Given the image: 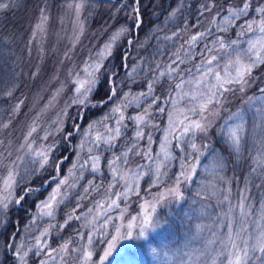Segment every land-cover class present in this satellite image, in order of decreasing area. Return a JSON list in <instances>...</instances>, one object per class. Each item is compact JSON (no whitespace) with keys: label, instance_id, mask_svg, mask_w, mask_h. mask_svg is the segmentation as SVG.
<instances>
[{"label":"rangeland","instance_id":"1","mask_svg":"<svg viewBox=\"0 0 264 264\" xmlns=\"http://www.w3.org/2000/svg\"><path fill=\"white\" fill-rule=\"evenodd\" d=\"M0 2L11 4L9 8L0 10V37L6 36L7 39L18 42L20 46L16 56L20 61L19 80L22 84L17 105L9 112L5 123L8 127L0 129V264H20L14 255L15 248L9 246L12 244L17 247L23 245L24 251L32 248L27 258L28 264H39L40 259H46L43 254L39 257L35 255L34 245L35 238L45 228H49V225L56 227L51 228L47 237L42 238L47 240V247L57 248L65 241L74 242L70 243L68 252L61 254L62 259L58 256L55 261H49V264H83L78 258L83 256V252H72L71 248L80 249L84 246L88 247L93 256V260L88 264H100L99 256H102L107 248L105 241L117 235L113 225H123L120 228V238L102 264H201L204 257L200 256V252L215 247L209 245L208 241L227 235V229L221 225L226 222L222 217L228 211L229 204H220L222 197L213 195L214 188L220 187L231 190L230 201L233 205L238 203L241 191L248 196L245 210L251 211L253 215L244 221L245 226L254 230L253 221L256 220L264 225V218H261L264 216V188H259V198H253L246 184V177L252 168H257L260 174L257 162L264 165V112L259 110L264 109V93L259 91L264 88V65H261L253 70L249 78L250 84L244 92L225 94L227 99L222 106L217 107L219 114L211 117L213 122L207 135L195 134L194 141L200 146L199 160L193 161L196 163V172L192 180L181 186L182 200L176 201L167 197L165 201L155 202L158 193L166 194L167 187L172 183L169 177H174L180 170L179 163L172 161L168 177L164 178L162 185L150 188V178L144 177L139 182L138 196L130 194L127 201H117L120 207L107 213L113 217V221L109 222L103 232L93 233L90 245L87 241L90 228L83 227L82 221L73 219L63 229L59 228L67 216L72 214V209L76 208L77 203L80 204L77 214H87V208L93 207L94 201L104 198L97 191H92L87 198H81L84 195L83 187L100 184L103 185L100 192L107 188L110 180L107 159L114 153L119 155L129 145L135 125L126 119L128 127H122V137L115 147L109 149L102 145L101 149H94V152L102 153L101 172L91 173L85 169L83 177H80L72 165L82 159L90 147L85 134L90 133L93 137L97 134L106 135L105 125L114 127L117 117L114 116L113 120H105L104 117L111 115V109L120 103L124 94L129 93L128 98L131 99L133 95L147 91V83L150 80L157 79L155 95L162 98L158 103L166 111L156 112V105L150 109L152 116L145 132H151L152 141H139L136 150L145 152L150 144L153 156L159 152L164 129L168 125L167 113L172 111L165 98L175 95L170 89L174 88L178 80L159 77V70L153 72L152 69L159 64L160 70H164V66L174 58L173 53L178 50L183 57L181 45L186 48L185 41L191 35L209 28L212 29L211 35L199 41L192 50L193 54L202 51L204 45L214 40L217 35L239 39L240 50L247 49L248 41H255L261 35L258 31L237 37L236 33L242 31L241 27L234 26L227 33H220L213 24V17L220 22L227 9L239 7L241 0H213L211 11L204 10V6L209 5V0H139V3L134 0ZM250 3L252 8L249 9L248 17H242L237 23L244 19L258 18L259 14L254 9L258 4L264 3V0H250ZM77 4L81 5L79 12L75 7ZM134 6L138 7L141 13L142 22L138 27L132 12ZM121 28L131 31L117 36ZM129 38L132 40L131 44L127 43ZM109 44L112 45L111 56H108L106 48ZM118 50L122 53L123 61L120 70L116 63ZM212 54L217 55V61L212 65L214 71L220 72L222 76L226 71H232L230 67H225L236 55L231 48L227 51L217 50ZM200 60L201 57L195 55L194 60L186 61L181 67L186 69ZM95 63H99L101 69L92 92L87 94L84 104L73 103L78 95L75 91V81L87 79L85 69ZM102 78L106 79L111 87H115L117 95L111 100L107 99L109 103L101 104L95 103L92 97ZM209 80L214 82L211 77ZM184 90H188V86ZM249 97L253 99L249 101ZM175 98L178 107L185 106V101L178 95H175ZM95 105L99 108L98 111L94 110ZM144 106L145 104H141L137 107L132 103L124 109L125 116H135ZM153 123L159 127L153 128ZM89 125H92L91 129ZM237 126L244 129L239 153L234 151L228 138L229 131ZM32 128L36 131L28 136ZM70 129L74 131L69 132ZM246 135L249 138L247 166L245 175L241 176L238 171L232 169V165L237 164L243 155ZM45 136L47 139H44ZM63 142H66L69 150L60 157ZM28 144H31L34 151L27 148ZM81 144H84L83 149L80 148ZM22 145L25 147H21ZM44 149H49V164L41 169L36 152ZM173 151L179 150L173 148ZM221 162L226 165L223 171L220 170ZM57 163L59 171L56 168ZM137 165H143L145 170L155 167L151 160L134 152L129 153L127 167L138 171ZM230 169L232 172H229ZM8 170L14 172L18 181L10 195L4 188ZM49 174L51 175L48 178L43 179V175ZM220 177H224L227 183L221 185ZM60 179H67L68 183L61 186V194L57 197L60 202L54 205V216H41V209L37 205L49 197ZM89 180L93 181V185H88ZM73 183L76 184L74 188L70 187ZM260 183H264V177ZM24 189L34 190L33 193L38 195V199L33 208L27 209L19 218H12L15 230L4 231L5 211L7 208L20 206L21 203L16 204L13 201L23 195ZM65 192L67 195H64ZM4 203L8 204L7 208L3 207ZM142 204L145 205L144 209L141 208ZM153 204L155 212L151 211ZM145 211L151 213L153 223L144 226V235L141 236L139 233ZM121 212L123 218L116 219ZM132 217L137 219L129 230L127 224ZM239 218V211L234 210L233 222ZM103 219L102 213L100 223H103ZM213 231L216 232V237L212 236ZM77 232L81 235L78 236ZM208 264H211V256L208 258Z\"/></svg>","mask_w":264,"mask_h":264},{"label":"snow or ice","instance_id":"2","mask_svg":"<svg viewBox=\"0 0 264 264\" xmlns=\"http://www.w3.org/2000/svg\"><path fill=\"white\" fill-rule=\"evenodd\" d=\"M134 2L139 3V0H134ZM10 6V3L0 2V10L7 9ZM212 6H214L213 0H209V5L204 6V10L211 11ZM75 7L76 11L79 12L81 5L77 4ZM250 8H252L250 0H241L239 7H230L227 9L226 14L221 17L220 22H217L216 18L213 17L215 29L220 33H227L228 30L234 26L241 27L242 29L241 32L236 33L237 37L245 35L246 33H255L258 31L261 35L255 41H248L247 49L240 50L239 39H229L226 35H217L214 40L204 45L202 51L193 54L192 50L199 41L211 35L212 29L209 28L191 35V37L185 41L187 44L186 48L184 45H181V50L184 52L183 57L180 55V50H178L176 53H173L174 58L170 59V63L164 66V70H160L161 65L159 64L152 69L153 72L159 70V77H168L171 80H178L174 88L170 89V92L178 95L181 100L185 101L184 107H178V101L175 95H170L165 98L172 108V111L167 113L168 125L164 129V137L160 143V151L156 152L154 156L150 144L148 145V150L145 152H140L136 149L139 141L145 139L149 142L152 141L151 132H145V127L150 123L152 116L150 109L156 105V112L165 113L166 111V109L159 106L158 103L162 98L155 95L157 79L150 80L147 83V91H142L137 95H133L131 99L128 98L129 93L124 94L120 103L111 109V115H106L104 117L105 120H113L114 116L117 117L114 120V127L105 125L106 135L97 134L93 137L90 133L85 134L90 147H88L87 153L83 158L72 165V168L79 173L80 177H83L85 169L91 173L101 172L102 153L99 151L94 152V149H101L102 145L107 146L109 149L115 147L116 142L122 137V127L125 129L128 127V124L125 123L126 119L131 120L135 125L134 135L131 137L129 145L119 155L114 153L111 158L107 159V167L110 169V180L107 188L104 189L103 192H100L99 190L103 187V185L100 184L94 187H83L84 195L81 198H87L92 191H97L104 198L94 201L93 207L87 208V214L83 212L77 214V209L80 208V204L77 203L76 208L72 209V214L67 216V219L63 224L59 225V228L63 229L73 219L82 221L83 227L90 228V231L87 233V241L90 245L92 243L93 233L95 231L103 232L107 228L109 222L113 221V217L107 215V213L114 208L120 207L117 201L120 199L127 201L130 194L138 196L139 192L137 189L140 187L139 182L144 177L150 178V188L162 185L164 183V178L168 177V169L172 161H177L179 163L180 170L174 177H169L172 183L167 187L166 194L165 192L158 193L155 197V202L160 203L165 201L167 197H172L176 201L183 199L181 186L185 182L192 180V176L196 172V163L193 161L199 160L198 153L200 146L194 141L195 134L200 133L207 135L213 122L211 117L219 114L217 107L222 106L223 102L227 99L225 94L229 92L234 93L235 91L244 92L245 88L250 84L249 78L252 76L253 70L258 66L264 65V3L258 4L254 9L255 12L259 14L258 18L244 19L241 23H237L241 21L242 17H248ZM132 12L136 21V26L138 27L142 22L139 8L134 6ZM125 31L130 32L131 29L121 28L116 35L118 36ZM173 35L175 36L176 33H173ZM113 39H115V37H113ZM127 43L131 44L132 40L129 38ZM209 44L211 46H209ZM106 48L108 49V56L113 55L111 51L112 45H106ZM229 48H231L236 55L233 60H230L229 63L225 65L226 68L230 67L232 71H226L222 76L220 72L214 71L212 67L213 63L217 61V55H213L212 53L217 50L227 51ZM195 55L201 57L199 62L192 64L186 69L181 67L186 61L194 60ZM101 56H103V53H101ZM104 58L106 59L107 57ZM100 69L101 65L99 63L90 64L89 68L85 69L88 78L75 81V91L78 95L73 103H85L87 94L92 92L96 84L98 78L97 74L100 72ZM209 77H211L214 82H211ZM186 86H188V90H184ZM259 91L264 93V88H260ZM116 95L117 91L115 87H111L107 94V98L111 100ZM81 97H83V99ZM248 99L251 101L253 98L249 97ZM257 99H261V97H257ZM98 103L102 104L104 101L100 100ZM132 103H135L137 107H140L141 104H145V106L135 116L126 117L124 109L130 107ZM259 110L264 112V109ZM151 126L153 128L159 127V125L155 123ZM0 127L7 128L8 124H3ZM89 128L91 129L92 125H89ZM35 131L36 129L32 128L28 136H31ZM243 131L244 129L242 126H237L228 133L229 141L236 153L240 152ZM69 135L71 134L69 133ZM44 139H47V136H45ZM173 142L175 143L173 144ZM21 147L25 146L22 145ZM203 147H207V145H203ZM27 148L33 150L31 144H28ZM80 148L83 149L84 144H81ZM173 148L179 151L174 152ZM48 151L49 149H44L36 152V157L39 158V167L41 169H44L45 166L49 164ZM132 152L147 160H151L155 167H149L145 170L143 165H137L138 171L128 168L129 153ZM181 152L183 153L182 156L180 155ZM0 163H2V161H0ZM257 164L260 168V174L256 179L259 180L264 177V165L259 164V162H257ZM224 167H226V165L221 162L220 170L223 171ZM56 168L57 171H59L58 163L56 164ZM251 171L257 172V168L254 167ZM54 178L55 177H53V179ZM17 183L18 181L16 180L14 172L8 170L7 176L4 179V188L9 195ZM67 183V179H60L49 197L41 202V204L37 205V207L41 209V216H54V205L60 202L57 197L61 194V186L67 185ZM219 183L224 185L227 181L224 177H220ZM88 185H93V181L89 180ZM70 187L74 188L76 184L73 183ZM256 187L264 188V183H257ZM118 188H122L123 190H116ZM28 190L29 189H24V191ZM64 195H67V193L65 192ZM197 195L201 194L197 193ZM213 195L222 197V199L219 200L220 204L226 202L229 204L228 211L225 212L222 217V220L226 222L221 225L227 229V235L226 237L221 235L218 238L208 241L209 245H215V247L210 250L206 248L200 252V256L204 257L201 264H208L209 256H211V264H217L218 260L219 264H264V225H261L258 220L253 221L255 225L253 230L245 226L244 223V221L253 215L251 211L245 210V201L248 199V196L244 194V191H241L238 203L233 205L230 201V189L224 187L214 188ZM201 198L203 199L204 197L201 196ZM5 199H7V197H5ZM23 199H25V197L18 196L13 202L20 204ZM3 207L7 208L8 204L4 203ZM141 208L144 209L145 205L142 204ZM234 210H238L240 214L239 220L235 223L232 219ZM151 211L155 212V204L151 206ZM102 213L104 214V219L103 223H100ZM122 218L123 212H121L120 216L116 217V219ZM261 218H264V216ZM136 219V217H132V220L128 222L127 228L129 230L132 229L133 221ZM151 223H153L151 213L145 211L141 224V231L139 233L141 236L144 235V226ZM113 226L117 235L112 236L111 240L105 241L107 248L104 250V254L99 256L100 264L108 257L110 250L115 246V242L120 238V228L123 227V225ZM55 227L56 225H49V228H45L40 232L39 236L35 238V255L39 257L43 254V256L46 257V259H40L39 264H49V261H55L58 256L62 259L63 257L61 254L68 252L70 243H74L72 241H65L57 248L47 247V240L42 238L47 237L50 229ZM76 234L78 236L81 235L79 232ZM105 234L107 235L108 233ZM129 235H131L130 231ZM216 235V232L213 231L212 236L216 237ZM9 246L15 248L14 255L19 260L20 264H28L27 258L32 248H28L27 251H24L23 245L17 247L12 244ZM71 251L83 252V256L78 257L83 261V264H88L89 261L93 260L92 252L88 250L87 246L80 249L72 247ZM54 253L56 255H53ZM212 253H215V255L213 256Z\"/></svg>","mask_w":264,"mask_h":264},{"label":"trees","instance_id":"3","mask_svg":"<svg viewBox=\"0 0 264 264\" xmlns=\"http://www.w3.org/2000/svg\"><path fill=\"white\" fill-rule=\"evenodd\" d=\"M144 14V11L142 12ZM139 32H141V28L139 29ZM20 46L18 42L11 41L7 39L6 36L0 37V126L6 123L8 119L9 112H12L14 108L17 105V102L19 100L21 90H22V84L19 80V72H20V61L17 59L16 53L18 52ZM116 63H118V69L120 70L122 67V53L121 51L116 52ZM110 85L107 82L106 79L102 78L98 89L94 93V96L92 97V100L95 103H98L100 100H106L107 94L109 93ZM105 103H109V101H106ZM94 106V110L98 111L99 108ZM1 129V127H0ZM73 129H70L69 131H72ZM71 139L73 138L70 137ZM247 140V139H246ZM222 145V144H221ZM247 145L246 142L244 147V152L241 157V159L238 161V163H233L232 169L239 172L241 176H244L246 173V166H247ZM224 148H226L224 145H222ZM62 152L60 154V157L64 156L65 153L68 151V147H66V142H63L61 145ZM71 154H69V157ZM232 169L229 170V172H232ZM49 175H43V179L49 177ZM259 176L258 172H250L249 175H247L246 184L249 186L250 195L253 198H259V188L256 187L257 183H260L262 180H257L256 177ZM25 199L21 202L22 207H10L7 208L5 211L6 215V222L4 224V231H12L15 230V225L13 223L12 218L16 217L19 218L23 215L26 210L24 208H33L34 202L38 199V195L36 194H30L25 195ZM39 197H41L39 195Z\"/></svg>","mask_w":264,"mask_h":264}]
</instances>
